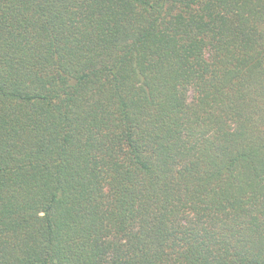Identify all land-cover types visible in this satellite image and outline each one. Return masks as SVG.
Wrapping results in <instances>:
<instances>
[{
	"label": "trees",
	"instance_id": "trees-1",
	"mask_svg": "<svg viewBox=\"0 0 264 264\" xmlns=\"http://www.w3.org/2000/svg\"><path fill=\"white\" fill-rule=\"evenodd\" d=\"M0 264H264V0H0Z\"/></svg>",
	"mask_w": 264,
	"mask_h": 264
}]
</instances>
